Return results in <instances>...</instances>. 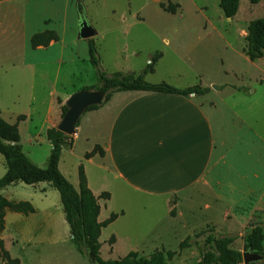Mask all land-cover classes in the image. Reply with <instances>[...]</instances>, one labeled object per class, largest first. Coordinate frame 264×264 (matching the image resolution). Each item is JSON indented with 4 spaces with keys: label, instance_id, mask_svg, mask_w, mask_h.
Masks as SVG:
<instances>
[{
    "label": "rangeland",
    "instance_id": "1",
    "mask_svg": "<svg viewBox=\"0 0 264 264\" xmlns=\"http://www.w3.org/2000/svg\"><path fill=\"white\" fill-rule=\"evenodd\" d=\"M78 1L81 17L95 31L89 40L93 41L100 68L106 74L139 75L150 57L162 52L164 57L154 66L153 74L144 76L145 81L168 84L175 82L179 74L184 81L181 83L189 86L207 87L210 81L214 84L222 82L237 85L238 88L234 86L236 91L254 89L256 95L264 89V86L256 85L264 84V56L258 61L261 67H255L243 53L249 22L264 17V0L257 4L240 0L238 12L231 19L224 18L217 0ZM168 5L175 7L174 14L165 12ZM13 11L0 6V118L14 124L19 115L25 116L17 124L22 151L33 164L44 168L50 153L46 129L58 124L61 107L71 94L95 87L96 70L86 56L87 40L78 37V16L71 3L61 0L56 7L34 5V23L23 32L11 25L16 19L12 16ZM41 15L51 17L44 18V23L52 18L59 22L58 33L54 32L58 41L45 49H32L29 41L40 28L38 20ZM163 39L170 40L174 50L166 48ZM223 94L211 91L206 100L214 99L221 109H227L236 118H253L240 102L227 100ZM252 110L257 113L253 107ZM259 117L264 135V110L261 109ZM98 121H104L100 125L104 128L108 118L101 120L99 117ZM76 144L70 152L64 150L60 168L65 176L61 174L77 187L78 173L73 166L76 162L83 164L82 153L87 146L82 142ZM4 170V159L0 155V178ZM87 171L89 182L95 187L100 182L98 178H102L101 172L92 165H87ZM108 189L112 193L108 208L114 213L123 212V216L102 231L100 243L104 259H121L126 252L138 247L146 249L144 253L137 252L139 256L150 255L152 252L149 251L158 247L152 234L157 227L161 231L157 237L166 243L160 250L174 253L171 264H186L199 259L194 247L179 250L178 246L184 239H193L205 229H212L220 236L235 237L230 247L240 252L252 227L260 226L264 233V216L256 215L255 218L254 214L246 224L228 223L226 226L221 222L218 224L220 220L215 216L212 220L217 223L209 222L207 213L201 212L199 217L198 209L202 210L203 205L209 203L210 194L214 193L206 185L167 197L171 230L170 239H167L163 199ZM0 195L13 202L27 201L36 209L28 216L6 212L0 240L9 257L18 259L21 264H90L72 244L58 192L49 183L32 186L17 183L0 190ZM99 198L101 203L106 200L102 194ZM261 207L264 208V203ZM241 211L248 214L250 209L240 208ZM102 214L106 217L107 211L103 209ZM111 235L118 236L119 242L110 254ZM256 264H264V261Z\"/></svg>",
    "mask_w": 264,
    "mask_h": 264
},
{
    "label": "crops",
    "instance_id": "2",
    "mask_svg": "<svg viewBox=\"0 0 264 264\" xmlns=\"http://www.w3.org/2000/svg\"><path fill=\"white\" fill-rule=\"evenodd\" d=\"M58 1L61 0H0V6L14 10L12 16L16 19L11 25L17 26L18 31L23 32L34 23L32 20L34 5L46 4L56 7ZM66 1L71 3L79 20L81 15V7L77 4L79 1ZM44 18L51 17L47 15L39 17L40 28L36 30V34L44 31L58 33L59 22L52 18V21L44 23ZM163 41L166 48L174 50L170 40ZM54 43L56 42L52 41L49 44L51 46ZM159 53L160 57L152 65V71L144 76L155 72L154 66H157L164 57V53ZM260 60L262 58L252 62L253 66L261 67ZM177 76L175 82L168 83L170 86L179 89L191 87L188 83H181L184 81L179 74ZM209 84L207 86L209 92L224 93L227 100L240 102L244 110L253 114V118L251 120H245V117L236 118L227 109H221L214 99L206 100L209 92L202 96H180L143 91L114 92L98 109L88 111L80 118L72 136L71 147L62 148L58 169L62 173L60 163L64 150L70 152L78 142L87 146L82 153L83 164L76 162L73 168L76 174L79 166L83 168L86 185L97 198L100 207L99 222H103L111 214H116L117 218L111 223L115 224L119 217L123 216V212L114 213L107 206L112 198L109 187L123 194L163 199L166 206L167 239H170L171 231L167 217V197L185 193L190 189L204 188L206 185L210 187V192L214 193L210 194L209 203L204 204L202 210L198 209L199 217L207 213L209 222L216 224L217 221L212 220L215 216L220 220L218 224L221 222L226 226L228 223L246 224L254 218V214L255 218L256 215L264 216V208L261 207L264 203V135L259 117L261 109L264 110V89L256 95L257 91L254 89L236 91L234 86L238 88L237 85L229 86L222 82L217 85L212 81ZM256 85L264 86L261 83ZM252 107L257 110L256 114ZM99 117L101 120L108 118L104 128L100 127L104 121L100 123ZM101 129L104 130L100 131ZM95 147H98L103 155L95 153L85 158L84 155ZM87 165H92L101 172L102 178H98L100 182L95 187L89 182ZM76 178L77 187H74L77 189L78 174ZM104 193L109 197L101 203L99 197ZM240 208L250 209V212L248 214L240 212ZM103 209L107 211L106 217H103ZM158 228L153 230L152 234L158 241L157 250H160L166 243L157 237L161 233ZM102 231L103 229L100 237ZM111 236L114 241L109 248L110 254L119 242L118 236ZM101 246L100 243L101 259L112 261L110 257L106 259L102 257ZM145 250L138 247L126 254L144 253Z\"/></svg>",
    "mask_w": 264,
    "mask_h": 264
},
{
    "label": "trees",
    "instance_id": "3",
    "mask_svg": "<svg viewBox=\"0 0 264 264\" xmlns=\"http://www.w3.org/2000/svg\"><path fill=\"white\" fill-rule=\"evenodd\" d=\"M218 7L225 19L233 18L239 8L240 0H217ZM251 4H257L259 0H248ZM174 6L168 5L165 12L174 14ZM57 42L58 37L52 31H44L34 34L29 41L30 47H47L50 42ZM88 61L96 70V85L89 90L101 89L107 92L105 102L114 92L122 91H143L168 95H196L202 96L209 91L207 87L191 86L183 89L172 87L166 83H149L145 81L144 75L152 71V65L160 57L156 52L150 59L144 71L135 75L133 73L123 74L115 72L106 74L101 68L99 58L92 40H87ZM243 53L250 62H255L264 56V17L249 22L245 36ZM102 105V104H101ZM100 105V106H101ZM100 106H92L88 111L96 110ZM66 112L61 107V117ZM25 119L19 115L16 123L10 124L0 118V155L4 159L5 173L0 178V190L17 183L35 185L38 183H49L59 195L64 220L69 227L70 239L77 250L81 251L90 264H171L173 252L154 250L148 256H139L136 252H129L118 260L103 261L100 257L99 237L101 230L110 225L116 218L111 214L103 222L98 221L100 211L97 198L92 194L86 185V179L82 166L78 167V188L76 189L59 171L58 163L61 151L64 146L71 147V136H66L55 128L45 131L46 140L51 149L45 168L33 164L22 151L20 134L17 124ZM78 126V124H77ZM95 153L100 156L102 151L95 147L90 153L84 155L89 158ZM108 199V194H102ZM7 211L28 216L35 213L34 207L27 201L13 202L0 195V233L4 230L5 215ZM114 238H110L112 244ZM235 241L233 236H220L212 229H205L194 236L193 239L186 238L179 243V250L194 247L199 255L195 262L186 264H241L242 255L240 251L230 246ZM243 251L255 252L264 255V233L260 226H254L245 236ZM1 264H21L16 258L9 257L0 240Z\"/></svg>",
    "mask_w": 264,
    "mask_h": 264
},
{
    "label": "water",
    "instance_id": "4",
    "mask_svg": "<svg viewBox=\"0 0 264 264\" xmlns=\"http://www.w3.org/2000/svg\"><path fill=\"white\" fill-rule=\"evenodd\" d=\"M78 37L88 40L95 35L93 28L85 18L79 16L77 25ZM107 92L101 89H83L71 94L65 101L66 112L60 118L55 129L66 136H73L80 118L92 106H100L105 102ZM242 264H256L264 261V255L250 251H242Z\"/></svg>",
    "mask_w": 264,
    "mask_h": 264
}]
</instances>
